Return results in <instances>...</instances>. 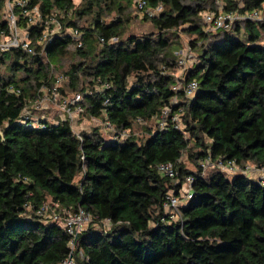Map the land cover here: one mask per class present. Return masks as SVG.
I'll use <instances>...</instances> for the list:
<instances>
[{"label":"trees","instance_id":"obj_1","mask_svg":"<svg viewBox=\"0 0 264 264\" xmlns=\"http://www.w3.org/2000/svg\"><path fill=\"white\" fill-rule=\"evenodd\" d=\"M7 1L37 55H0V73L7 71L0 74V264H60L69 238L47 216L78 209L93 223L78 237L76 264H264V182L221 170L228 163L264 169V0H144L150 9L162 7L153 18L139 11L138 0H84L80 7L73 0ZM7 1L0 0V35L8 33ZM131 4L156 35L122 39V15ZM219 7L240 19L208 32L204 16ZM113 8L119 16L107 21ZM254 12L262 19H249ZM26 14L40 19L33 24ZM85 18H91L86 28L79 25ZM180 29L196 37L190 47L197 56L176 78L184 66L170 52ZM70 47L81 62L64 74L82 96L80 118L108 121L126 138L106 127L110 137L95 128L79 131L78 118L70 123L60 113L55 122L47 112V119L36 115L41 110L30 103L54 83L52 71ZM191 82L197 90L187 98ZM165 108L169 119L160 128ZM25 110L38 121L26 120ZM163 164L173 167L174 179L158 171ZM187 178L192 197L174 222L164 201L170 192L179 197ZM44 204L49 214H38ZM107 221L108 231L96 228Z\"/></svg>","mask_w":264,"mask_h":264},{"label":"built area","instance_id":"obj_2","mask_svg":"<svg viewBox=\"0 0 264 264\" xmlns=\"http://www.w3.org/2000/svg\"><path fill=\"white\" fill-rule=\"evenodd\" d=\"M218 2V1H216ZM10 4V3H9ZM17 5L23 6L24 2H18ZM10 6V5H9ZM137 8L139 11L146 16L147 18H153L158 13L161 12L162 7L158 6L155 9H150L146 2L144 0H138L137 1ZM9 13L6 15L5 19L9 22V28L7 34H1L0 35V55L5 54L9 51H22L24 53H27L29 56H35L37 55L35 49L32 47L31 42L26 38V32L24 37L21 36L20 30L17 28L15 19L11 14V8H9ZM37 14V12H34ZM262 13L261 12H254L248 16L249 19L255 20H261L262 19ZM38 15H35V20H39L36 18ZM61 18L62 15H59ZM240 18L237 16V14L234 13H224L223 8L219 7L218 11L207 13L204 16L203 23L206 26V30L208 32H215L217 30H228L231 29L234 25V22L236 20H239ZM33 23V22H32ZM36 23V22H35ZM33 23V24H35ZM60 27H55L53 30L49 31L47 34H44V36L40 39L38 42L39 45H41L44 41L49 39L50 36L57 33ZM70 36L74 38L75 40H79L81 38V34L73 30L70 32ZM113 42L116 40L113 39ZM100 42L103 43V40H100ZM81 44L79 43V47ZM180 66H185V60L184 58H180L178 61ZM67 77H58L54 80V83H51L50 87H47L46 85H43L38 93L36 94L33 101L30 103L32 105V108L34 110H37L40 106L39 103L43 102H51L59 104L61 114H62V120H68L70 123H74V121L80 117L82 113H84V110L82 108V96L81 94H76L73 96L70 100H61L59 98V88L62 83L66 81ZM181 88V84L177 85L175 90H179ZM44 90L47 91V95H42ZM197 90V83L191 82L187 84L184 88V92L187 98H191L193 94ZM12 93L19 94V90L14 89L11 90ZM170 109L165 108L160 116L159 120V127L164 128L166 126V122L169 119ZM26 118V120H37L35 118L36 116L33 115L30 110H25L23 114ZM41 119H44V117H41ZM99 121V120H98ZM103 125L106 128H109L114 138H126L128 136L127 132L122 133H116L113 128L111 127L110 123L108 121L102 122ZM172 123L176 124L179 128L181 126L180 122V116L178 114H175L172 117ZM221 170L224 171L228 175H233L237 173H242L244 175L250 174V175H256L255 172L259 173L257 174L258 177L260 176V179H262V182H264V169H257L253 165H247L243 170L242 168H239L236 166L235 163H228L225 166L221 167ZM158 171L165 177H168L170 179H174L177 175L175 170L170 164H163L158 167ZM191 184L192 179L187 178L185 183L183 184V187L180 191V196H176L174 193L170 192L164 201V211L165 216L168 217L171 221L174 222H180L182 220L181 212H180V206L182 205L183 201H188L191 199ZM56 209V208H55ZM50 207L46 204L42 205L40 210L38 211V214L46 215L49 214ZM63 211L57 212V210H52V212L47 216V218L52 221L56 222L59 225H61L62 229L65 231L66 235L69 238L68 247H69V253L64 261H62L60 264H76L75 258H74V250L77 245L78 237L81 233L85 232L90 225L93 223L92 216L87 213L84 210L78 209L76 211H70L68 212L64 217ZM164 221V220H162ZM104 228L106 231H108L111 227V224L107 222H101V224H96V228Z\"/></svg>","mask_w":264,"mask_h":264},{"label":"rangeland","instance_id":"obj_3","mask_svg":"<svg viewBox=\"0 0 264 264\" xmlns=\"http://www.w3.org/2000/svg\"><path fill=\"white\" fill-rule=\"evenodd\" d=\"M73 1L77 7H80V6H83L86 4V1H84V0H73ZM186 2H187V0H186ZM12 5H13V3H12ZM9 8H12V6H9V1H7L6 8L3 9V17L4 18L9 13L8 12ZM263 12H264V5H263ZM118 16H119V13L117 12L116 9L113 8L110 15L106 18V20L111 21L112 19H114ZM26 17H31L33 19L32 22L33 23L36 22L35 14L32 16L26 14ZM122 20L125 21V24H126V26L124 27L123 32H122V36H123L122 39L123 40H126L130 36L142 37L144 35H156L157 34V31L152 27L150 22L144 20L143 16L138 12V10L132 4H131L130 8L127 9L124 12V14L122 15ZM15 21H16V19H15ZM90 22H91V18H85L79 22V25L81 27L86 28L89 26ZM18 29L21 32V36L24 37V35H25L24 30H22L20 28H18ZM167 37L169 39H172V40L175 38L174 36H168V35H167ZM195 41H196L195 36H190L188 34H185L181 29L178 32V37L176 38V41H175V44L173 45V47H171L170 53H173L174 51H176L175 52L176 57L177 58H179V57L184 58L186 63H185V66L183 67V69H177V71L174 72V76L176 78L182 77V73L184 72V69L189 68L190 60H193V58H195L197 56V53L194 51V49H192L190 47V44L195 42ZM170 53L167 51L166 55L167 56L169 55L168 59L172 60L175 56L173 54L170 55ZM77 62H81V60L79 58H77L75 48L70 47L67 51V54L61 58L58 65H56V67L53 69V71H52L53 75L56 78L64 77L65 76L64 73L66 71H68L69 66L72 64H75ZM4 70L2 69V71L0 73L1 75H5V73L7 72L6 70L5 71ZM59 89H61L63 91V94L60 92L58 93L59 97H63L64 100H70L75 95V94H73L74 92H72L70 87H69L68 79H66V81L60 85ZM42 95L43 96L47 95V91L44 90ZM38 106H40V107L37 110H41L39 112V114H36L38 117L46 118L47 114L45 112H47L50 115L49 121L55 122V121H57L56 115L60 113V117L62 119V114H61L59 104L51 103V102H43V103H39ZM37 116L35 118H37ZM78 119H79L78 125H80V127H78L77 130H79V131L85 130V131L89 132L95 128V129L99 130V132L102 136L110 137L108 134V130L105 128V126L103 125V123L101 121L89 120L86 117H81V118L79 117ZM97 127H99V128H97ZM135 131L139 136H141V133L144 134L143 129L140 127L135 128ZM184 162H185L186 168L189 171L194 170L193 166L190 163H188L186 161H184ZM255 174H259V173L255 172ZM255 178H258V176ZM77 180H78V178H77Z\"/></svg>","mask_w":264,"mask_h":264},{"label":"water","instance_id":"obj_4","mask_svg":"<svg viewBox=\"0 0 264 264\" xmlns=\"http://www.w3.org/2000/svg\"><path fill=\"white\" fill-rule=\"evenodd\" d=\"M0 135L2 136V134L0 133Z\"/></svg>","mask_w":264,"mask_h":264}]
</instances>
